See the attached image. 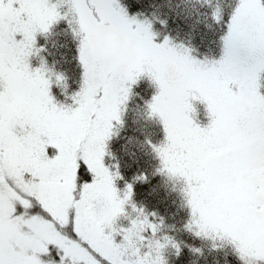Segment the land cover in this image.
I'll return each instance as SVG.
<instances>
[{
    "label": "snow or ice",
    "instance_id": "1",
    "mask_svg": "<svg viewBox=\"0 0 264 264\" xmlns=\"http://www.w3.org/2000/svg\"><path fill=\"white\" fill-rule=\"evenodd\" d=\"M136 3L0 0V264H264V0Z\"/></svg>",
    "mask_w": 264,
    "mask_h": 264
},
{
    "label": "trees",
    "instance_id": "2",
    "mask_svg": "<svg viewBox=\"0 0 264 264\" xmlns=\"http://www.w3.org/2000/svg\"><path fill=\"white\" fill-rule=\"evenodd\" d=\"M180 0H138V3L134 4L133 10H140L145 13L156 12L157 14L164 16L169 21V29L173 34L177 30L180 31L181 36L184 35L186 29V24L190 23L187 21H183L181 17L177 15L178 10L175 8V5L179 3ZM159 28V25L156 26ZM220 34V29H217L215 33H209L208 40H216ZM198 42V41H197ZM207 43V40L205 41ZM214 51L218 48L217 45H212ZM131 117H129L128 129L125 135H136L134 131V126L130 123ZM122 143V141H121ZM155 183V181H153ZM137 201H144L150 208L159 207L163 212L164 204L160 203L162 200L164 193H159L158 196H150L147 192V186H138L137 189Z\"/></svg>",
    "mask_w": 264,
    "mask_h": 264
},
{
    "label": "rangeland",
    "instance_id": "3",
    "mask_svg": "<svg viewBox=\"0 0 264 264\" xmlns=\"http://www.w3.org/2000/svg\"><path fill=\"white\" fill-rule=\"evenodd\" d=\"M216 51H218V48L216 49ZM196 107H197L198 112H199V120H200V123L201 124L207 123V119H206V116H205L204 106L203 105H200V104H197Z\"/></svg>",
    "mask_w": 264,
    "mask_h": 264
}]
</instances>
